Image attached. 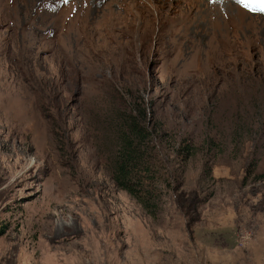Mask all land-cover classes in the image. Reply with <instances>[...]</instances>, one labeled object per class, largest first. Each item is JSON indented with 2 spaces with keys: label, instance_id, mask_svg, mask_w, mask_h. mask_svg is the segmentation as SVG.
I'll return each mask as SVG.
<instances>
[{
  "label": "rangeland",
  "instance_id": "rangeland-1",
  "mask_svg": "<svg viewBox=\"0 0 264 264\" xmlns=\"http://www.w3.org/2000/svg\"><path fill=\"white\" fill-rule=\"evenodd\" d=\"M31 1L0 0V264H264V0ZM132 122L156 217L112 179Z\"/></svg>",
  "mask_w": 264,
  "mask_h": 264
},
{
  "label": "trees",
  "instance_id": "trees-1",
  "mask_svg": "<svg viewBox=\"0 0 264 264\" xmlns=\"http://www.w3.org/2000/svg\"><path fill=\"white\" fill-rule=\"evenodd\" d=\"M145 117V114H143ZM146 130L132 122L130 132L122 139L116 161L113 165V182L121 190L130 195L150 216L156 217L158 205L151 202L153 198L150 191L155 179H146L144 175L150 173V167L145 163L144 152L141 150L136 139L146 137ZM264 178V172L259 176ZM169 185V184H168ZM200 200L186 197V194L179 192L176 205L187 215L192 212L198 215ZM198 217V216H197ZM190 225V222L188 223Z\"/></svg>",
  "mask_w": 264,
  "mask_h": 264
},
{
  "label": "bare ground",
  "instance_id": "bare-ground-1",
  "mask_svg": "<svg viewBox=\"0 0 264 264\" xmlns=\"http://www.w3.org/2000/svg\"><path fill=\"white\" fill-rule=\"evenodd\" d=\"M13 1H15V0H9V2L13 5L14 3H13ZM34 1V0H33ZM33 1H31L32 3H33ZM39 1V0H38ZM194 1V0H193ZM198 1V0H197ZM20 2V1H19ZM22 3V2H21ZM31 3V4H32ZM40 3V2H39ZM53 3V2H52ZM28 4H29V2H28ZM53 4H55V3H53ZM209 4V3H208ZM20 5V4H19ZM18 5V6H19ZM43 5V4H42ZM190 5H192V2L190 1ZM20 7V6H19ZM32 7V6H31ZM37 7V6H36ZM52 7V6H51ZM20 9V8H19ZM40 9V8H39ZM38 9V10H39ZM24 10V9H23ZM218 10V9H217ZM20 11H22V10H20ZM47 11V10H46ZM209 11H210V9H209ZM23 12V11H22ZM6 15V14H5ZM34 15V14H33ZM7 16V15H6ZM5 16V17H6ZM45 16V15H44ZM30 17V16H29ZM57 17H59V14H58V16ZM62 18V17H61ZM20 19H22V18H20ZM41 19V18H40ZM23 20V19H22ZM53 23H54V25H56V26H59V24L57 23V19L56 18H53ZM30 22V21H29ZM33 22H34V20H33ZM37 22V21H36ZM44 23V22H43ZM46 23V22H45ZM49 24V23H48ZM47 24V25H48ZM20 25V24H19ZM35 25V24H34ZM40 25V24H39ZM45 26V25H44ZM51 26V25H50ZM61 27V26H60ZM48 28V27H47ZM28 29V28H27ZM35 31V30H34ZM35 32H37V31H35ZM32 34H33V32H32ZM40 34V33H39ZM34 35V34H33ZM78 35V34H77ZM78 37V36H77ZM30 38V37H29ZM36 38V37H35ZM33 69V68H32ZM78 264H82V262L81 261H79L78 262Z\"/></svg>",
  "mask_w": 264,
  "mask_h": 264
}]
</instances>
